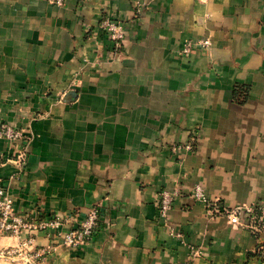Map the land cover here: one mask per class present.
I'll use <instances>...</instances> for the list:
<instances>
[{
  "label": "crops",
  "instance_id": "obj_1",
  "mask_svg": "<svg viewBox=\"0 0 264 264\" xmlns=\"http://www.w3.org/2000/svg\"><path fill=\"white\" fill-rule=\"evenodd\" d=\"M103 15L125 26L118 50ZM0 121L28 138L22 167L21 146L0 139L16 213L69 217L61 232L104 213L78 248L34 234V248L53 247L37 264L259 263L264 232L208 214L191 192L264 204V0H0ZM161 190L177 193L166 219ZM26 237L0 236V249Z\"/></svg>",
  "mask_w": 264,
  "mask_h": 264
},
{
  "label": "built area",
  "instance_id": "obj_2",
  "mask_svg": "<svg viewBox=\"0 0 264 264\" xmlns=\"http://www.w3.org/2000/svg\"><path fill=\"white\" fill-rule=\"evenodd\" d=\"M56 6H63L65 0H50ZM138 9V8H137ZM139 12V10H136ZM101 32L113 43L114 49L122 47L126 39L124 24L112 15H103L99 22ZM210 40L200 39L197 41H186L181 49V55L188 56L198 46L209 48ZM0 139H6L13 145H19L16 160L21 167L27 156V134L20 128L14 127L6 122L0 121ZM181 145H173L177 150ZM185 148L191 149L192 144L186 143ZM176 192L161 190L157 193L155 206L159 216L163 219L168 217L172 208ZM191 197L202 202L205 211L212 215L225 217L232 226L250 231L256 238L264 232V204H239L233 207L220 206L218 201L210 199L203 191L201 185L196 184L191 192ZM103 210L100 206L91 207L84 218L76 226L69 227L65 232L61 228L69 223L70 218L60 214L46 216H29L16 213L13 208L12 199L4 185L0 184V236L20 237L27 234L23 241L15 246L0 249V257L6 260H19L25 264H37V262L52 250L51 245L34 248L33 235L45 233L51 236L56 233L60 238V244L66 248H78L90 241L93 235L101 227ZM258 264H264V244L257 248Z\"/></svg>",
  "mask_w": 264,
  "mask_h": 264
},
{
  "label": "rangeland",
  "instance_id": "obj_3",
  "mask_svg": "<svg viewBox=\"0 0 264 264\" xmlns=\"http://www.w3.org/2000/svg\"><path fill=\"white\" fill-rule=\"evenodd\" d=\"M21 263L22 262H19V260H6L0 257V264H21Z\"/></svg>",
  "mask_w": 264,
  "mask_h": 264
}]
</instances>
